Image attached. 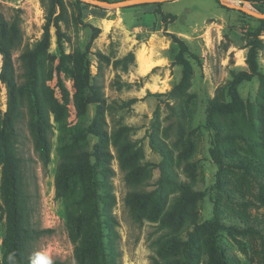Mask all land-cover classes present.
Listing matches in <instances>:
<instances>
[{
  "label": "rangeland",
  "instance_id": "374dc122",
  "mask_svg": "<svg viewBox=\"0 0 264 264\" xmlns=\"http://www.w3.org/2000/svg\"><path fill=\"white\" fill-rule=\"evenodd\" d=\"M47 1L0 0V13L19 28V42L2 45L6 59L0 48V131L9 102L3 76L17 84L22 81L21 54L42 37ZM223 1L252 10H257L254 3L264 5L262 0ZM62 8L59 41L50 27L48 55L41 60L47 149L27 95L14 114L25 263L75 264L79 239L71 238L70 219L84 210L80 201L86 173L73 176L67 194H57L56 172L65 158L91 165L101 220L113 233L109 240L119 252L120 264L185 257L191 240L196 246L194 264H205L210 229L198 228L204 222L242 227L243 220L257 218L264 223V24L219 0H167L117 8L87 4L82 15L76 0H62ZM85 23L100 28L96 37ZM255 30L260 40L258 69L236 87L245 109L232 115L216 112L214 120L222 129L217 135L209 123L208 105L212 100L228 101L232 72L249 70L245 58ZM180 49L191 74L174 88L182 77L175 58ZM129 53L131 59H122ZM140 56L147 68L140 67ZM81 90L90 91L99 102L83 110ZM132 98L136 100L123 106ZM92 124L101 137L87 131ZM234 130L242 132L240 137H223ZM153 140L164 154L153 148ZM230 154L251 159L261 168L251 166L247 173L231 165ZM183 183L203 195L188 202L177 218L171 212L188 194ZM141 194H149L144 204ZM8 219L1 162L0 264ZM216 233L229 264L261 263L259 235H242L235 229ZM173 238L179 245L168 248Z\"/></svg>",
  "mask_w": 264,
  "mask_h": 264
},
{
  "label": "trees",
  "instance_id": "16d2710c",
  "mask_svg": "<svg viewBox=\"0 0 264 264\" xmlns=\"http://www.w3.org/2000/svg\"><path fill=\"white\" fill-rule=\"evenodd\" d=\"M254 1V0H251ZM264 0H262L263 2ZM90 5L87 2L76 0V8L78 15L85 13L83 10L86 5ZM139 4V5H144ZM259 12L264 13V5H253ZM45 9V23L43 26V34L40 40L37 42L33 49H28L21 54V73L22 81L16 83L9 75L3 76V80L7 84L9 92L8 108L5 112V118L3 122V129L0 131V163L2 162L4 167V185L7 195V205L9 208V219L7 234L4 239L5 251H4V264H26L25 244L23 240L24 231V215L22 205V195L20 194L19 186V166L17 163V157L15 156L13 146V136L15 134V113L19 112L18 104L22 102V96L27 95L30 101V105L34 110L35 126L41 136L42 143L47 149V143L44 133V127L47 125L45 120L46 108L44 105V97L42 95L41 85V60L45 58L48 53V47L50 44V27L55 28L58 41L61 34L58 30V20L62 16V0H48L44 4ZM155 14H160L159 10L154 11ZM257 19V18H256ZM260 24H264V19H257ZM87 27L92 30L91 37L94 38L100 32V28L92 24L85 23ZM259 30H255L253 33V39L248 44V50L246 53L245 62L248 66V71L242 70L238 72H232V79L226 87L228 95V101L212 100L208 105V118L211 128L215 130L216 134L222 132L221 127L214 120V115L217 113L232 115L240 114L245 109L243 100L239 97L236 87L244 80H248L257 71V50L260 46V40L257 38ZM5 42V43H3ZM19 42V28L16 23L7 21L0 13V48L2 53L7 56V51L3 49L2 45H15ZM181 44V43H180ZM183 47V45H181ZM98 56H104L100 51L97 52ZM132 58V54L129 53L122 59ZM176 61L182 66V77L180 82L174 88H180L186 83L191 74V67L187 60L182 57V49L176 54ZM117 60L113 63L116 64ZM126 70V66L124 67ZM89 74V73H88ZM81 90L79 92V106L86 110L87 105L92 102H99L95 100L90 94ZM136 98H132L123 103V106H127L131 102H134ZM124 129L126 127H123ZM87 131L94 133L98 137L102 136V133L97 127L92 124L88 125ZM242 132L225 131L223 137L225 139H231L233 137H240ZM241 139L246 140L247 136L242 135ZM218 143V142H217ZM216 143V144H217ZM154 149L159 150L162 154L165 153L163 147L154 140L152 141ZM215 147L218 148V145ZM227 159H230L231 165L236 168L250 172V169L256 167L261 168V165H256L251 159L240 158L239 155H228ZM215 161L221 164L222 160L219 156H215ZM252 166V167H251ZM86 173L84 179V194L82 196L84 210L74 215L70 219L71 238L73 241L79 239L78 245L74 247L73 256L75 264H120L119 252L115 245H113L109 236L113 233L107 231L104 228L101 220V205L99 200V193L97 191V178L92 175L91 165L86 161H75L73 158L62 159L58 165L56 172V192L59 195L67 194L70 190L69 185L73 180L75 174ZM183 188L188 191L187 195L181 197L176 205V209L171 214L177 218L181 217V213L186 207L187 203L192 199L201 197L202 192L193 191L191 186L187 183H183ZM140 204H144L149 200V194L139 195ZM243 226L237 227L234 225L226 226L219 223L217 220L214 222H204L198 228H209L210 235L206 238V245L208 249L209 259L205 264H229L227 253L220 245V241L216 236L217 230H226L231 232L232 229L237 230L242 235L256 234L261 239V260L260 264H264V223L262 219H246L242 221ZM168 248H175L179 245V239H171L167 243ZM189 249L185 257H177L167 259L163 263L156 262V264H194L195 244L191 240L188 243ZM53 261L51 264H55Z\"/></svg>",
  "mask_w": 264,
  "mask_h": 264
},
{
  "label": "water",
  "instance_id": "95a60500",
  "mask_svg": "<svg viewBox=\"0 0 264 264\" xmlns=\"http://www.w3.org/2000/svg\"><path fill=\"white\" fill-rule=\"evenodd\" d=\"M83 2H87L92 5H97V6H110V7H128V6H133V5H139L143 3H148V2H156V1H167V0H118V1H107V0H81ZM221 3H224L226 5L232 6L233 8H236L238 10L244 11L248 15H251L257 19H264V13L259 12L258 10H252L248 9L243 6H237V5H231L225 3L223 0H219Z\"/></svg>",
  "mask_w": 264,
  "mask_h": 264
},
{
  "label": "bare ground",
  "instance_id": "6f19581e",
  "mask_svg": "<svg viewBox=\"0 0 264 264\" xmlns=\"http://www.w3.org/2000/svg\"><path fill=\"white\" fill-rule=\"evenodd\" d=\"M139 65L140 67L143 69V67L145 66L146 68L148 67V65L146 64L144 58L142 56L139 57Z\"/></svg>",
  "mask_w": 264,
  "mask_h": 264
},
{
  "label": "clouds",
  "instance_id": "9594fccd",
  "mask_svg": "<svg viewBox=\"0 0 264 264\" xmlns=\"http://www.w3.org/2000/svg\"><path fill=\"white\" fill-rule=\"evenodd\" d=\"M49 264H51V262H49Z\"/></svg>",
  "mask_w": 264,
  "mask_h": 264
}]
</instances>
